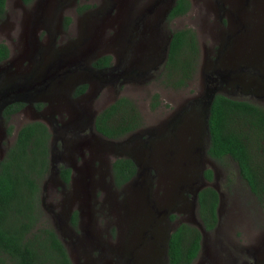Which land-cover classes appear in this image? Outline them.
Returning a JSON list of instances; mask_svg holds the SVG:
<instances>
[{
    "label": "rangeland",
    "instance_id": "rangeland-1",
    "mask_svg": "<svg viewBox=\"0 0 264 264\" xmlns=\"http://www.w3.org/2000/svg\"><path fill=\"white\" fill-rule=\"evenodd\" d=\"M169 1L5 0L0 42L8 55L0 61V104L17 98L24 105L8 120L0 115V157L23 123L46 125L50 164L39 183L42 220L72 264H166L165 238L181 221L201 232L191 264H264V203L233 159L204 152L201 102L206 73L220 67L229 78L218 92L264 107V0H188L184 13L165 20ZM82 3L91 7L78 10ZM181 27L194 30L198 55L186 84L172 86L161 63L170 31ZM104 53L115 67H92ZM81 82L86 87L75 95ZM121 95L133 101L141 121L129 133L107 138L92 119ZM193 103L190 124L189 110L181 108ZM126 155L137 172L115 187L110 161ZM60 162L70 165L67 184L57 176ZM204 168L211 169L210 179L201 177ZM204 185L218 193L210 230L201 227L193 198Z\"/></svg>",
    "mask_w": 264,
    "mask_h": 264
},
{
    "label": "trees",
    "instance_id": "trees-1",
    "mask_svg": "<svg viewBox=\"0 0 264 264\" xmlns=\"http://www.w3.org/2000/svg\"><path fill=\"white\" fill-rule=\"evenodd\" d=\"M32 0H21L27 4ZM91 7L82 3L77 8ZM188 0H174L165 19L184 13ZM5 0H0V17L4 16ZM64 25L69 17L64 16ZM8 55L0 42V60ZM198 55L195 32L191 27L172 29L162 65V76L172 86H182L190 77ZM108 53L98 55L91 65L101 67L110 63ZM85 83L74 88V94L84 91ZM155 106L157 93H153ZM23 102L6 104L2 116L17 111ZM140 114L132 100L118 96L95 113L93 127L107 138H118L140 124ZM208 140L205 152L215 160L229 156L236 163L239 176L255 198L264 203V107L254 101L234 98L216 91L207 115ZM10 124L7 125V132ZM49 136L46 125L37 119L23 123L12 142L0 157V264H72L65 245L51 225L43 222L40 206V180L49 171ZM59 176L68 181L69 168L59 164ZM113 184L120 187L135 171L128 156H116L110 163ZM211 178V169L203 170ZM218 193L210 185L196 193V213L204 230L212 229L217 221ZM77 211L69 220L76 224ZM201 246L200 229L187 222H178L168 233L166 264H191Z\"/></svg>",
    "mask_w": 264,
    "mask_h": 264
},
{
    "label": "flooded vegetation",
    "instance_id": "flooded-vegetation-1",
    "mask_svg": "<svg viewBox=\"0 0 264 264\" xmlns=\"http://www.w3.org/2000/svg\"><path fill=\"white\" fill-rule=\"evenodd\" d=\"M173 1L174 0H170L169 1V5H168V7H167V9H166V11H165V15H166V13H167V11H168V9H169V7L171 6V4L173 3ZM166 20V19H165ZM168 37H169V35H168ZM167 50V49H166ZM165 55H166V53H164V57H163V59H162V63H161V68H162V65H163V62H164V59H165ZM7 58V57H6ZM5 58V59H6ZM95 59V58H94ZM4 59H2V60H0V61H3ZM92 61V60H91ZM110 61H111V59H110ZM91 63V62H90ZM92 67H94L95 69H105V68H114L115 66H112V64H111V62L108 64V65H105V66H101V67H96V66H93V65H91ZM111 66V67H110ZM154 68H156V66H154ZM214 75H216V73L215 72H213L212 70L210 71V72H208L207 73V77H206V80H205V85H209V84H214L215 82H216V79H215V77L216 76H214ZM82 83V82H81ZM84 83V82H83ZM80 84V83H79ZM86 84V83H85ZM78 85V84H77ZM76 85V86H77ZM75 86V87H76ZM74 87V88H75ZM74 91V90H73ZM79 94H82V92L81 93H78V94H75V95H79ZM15 101H20V102H23V101H21V100H12V101H10V102H15ZM10 102H8V103H10ZM8 103H6V104H8ZM6 104H4L1 108H0V115L2 116V109H3V107L6 105ZM195 103H193V104H191L190 106H184L183 108H181L182 109V111L186 114V112L189 110V119H186V120H188L189 122H190V124L191 123H193L194 122V124H195V120L192 118V116H191V114H192V112H193V108L191 107V106H193ZM23 105H24V102H23ZM23 105L18 109V110H20L22 107H23ZM17 110V111H18ZM17 111H15V112H17ZM15 112H13V113H15ZM13 113H11V114H13ZM10 114V115H11ZM9 115V116H10ZM3 117V116H2ZM93 118H94V116H93ZM195 119H196V121H197V118L195 117ZM92 125H93V119H92ZM184 133H186V131H184ZM195 133V134H194ZM190 135V140H193V139H195V135H197V133L195 132V131H193L192 133H190L189 134ZM196 139H197V137H196ZM208 140V135H207V139H206V141ZM206 145H207V142H206ZM206 145H205V148H206ZM204 152H205V150H204ZM206 153V152H205ZM175 157H178V154L176 153V155H174ZM208 156V155H207ZM115 158V157H114ZM113 158V159H114ZM208 158H211L210 156H208ZM112 159V160H113ZM213 159V158H212ZM111 160V161H112ZM111 161H110V163H111ZM59 164H62L63 166H65V167H68L69 168V177H68V181H64L60 176H59ZM176 164V163H175ZM177 165V164H176ZM70 165H68V164H66V163H62V162H60V163H57V167H56V170H57V176L59 177V179L64 183V184H67L68 182H69V178H70V167H69ZM205 169V168H204ZM204 169H202L201 170V177H202V172H203V170ZM110 172H111V170H110ZM136 172H137V166H136V164H135V171H134V173H133V175L127 180V181H129L133 176H134V174H136ZM111 179H112V176H111ZM126 181V182H127ZM125 182V183H126ZM125 183H123V184H125ZM112 184H113V180H112ZM122 184V185H123ZM114 185V184H113ZM121 185V186H122ZM115 186V185H114ZM116 187V186H115ZM198 191V190H197ZM196 191V192H197ZM72 211V210H71ZM71 213V212H70ZM69 216H70V214H69ZM67 253H68V251H67ZM68 256H69V258H70V255H69V253H68ZM70 260H71V258H70Z\"/></svg>",
    "mask_w": 264,
    "mask_h": 264
},
{
    "label": "water",
    "instance_id": "water-1",
    "mask_svg": "<svg viewBox=\"0 0 264 264\" xmlns=\"http://www.w3.org/2000/svg\"><path fill=\"white\" fill-rule=\"evenodd\" d=\"M168 39L169 37L167 38V41H166V46H165V53H166V49H167V44H168ZM215 60H217V58H215ZM224 68H221L220 67H215L212 71L216 73V75L219 77V81L217 83V81L212 84V85H205V91H204V100L201 101L202 104L205 106V114H204V124H205V129L207 131V124H206V120H207V115H208V110H209V105H210V102H211V99L213 97V94L223 85V83H225L227 81V79L229 78V75L227 74L226 71L223 70ZM205 77H207V73L205 75ZM12 100H18L17 98H13V99H8V100H2L1 104H0V108L12 101ZM208 135V133H207ZM128 156V155H126ZM130 157L132 160L133 158L131 156H128ZM134 161V160H133ZM134 163L136 164V162L134 161ZM137 166V164H136ZM196 193H194L193 195V198H194V201H196ZM200 226V225H199ZM168 239V235L166 236L165 238V251H166V241ZM165 256H166V253H165Z\"/></svg>",
    "mask_w": 264,
    "mask_h": 264
}]
</instances>
